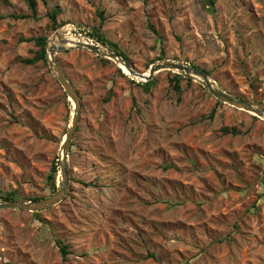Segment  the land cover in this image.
Here are the masks:
<instances>
[{
	"label": "rangeland",
	"instance_id": "1",
	"mask_svg": "<svg viewBox=\"0 0 264 264\" xmlns=\"http://www.w3.org/2000/svg\"><path fill=\"white\" fill-rule=\"evenodd\" d=\"M213 1L211 13L202 0H37L34 17L26 0H0V196L55 194L73 104L47 62L24 60L56 32L111 50L90 37L99 29L139 73L180 62L264 108V0ZM57 59L82 105L68 194L38 213L0 210V264H264L263 118L181 75L178 93L172 71L147 90L90 51Z\"/></svg>",
	"mask_w": 264,
	"mask_h": 264
},
{
	"label": "water",
	"instance_id": "2",
	"mask_svg": "<svg viewBox=\"0 0 264 264\" xmlns=\"http://www.w3.org/2000/svg\"><path fill=\"white\" fill-rule=\"evenodd\" d=\"M59 33L60 31L56 32V35L59 36ZM54 39L55 38L53 37L52 39H49L47 41L45 48L46 60L52 71L55 73L59 83L64 88L69 100H71L73 104L72 122L62 143L59 157L61 177L59 189L53 196L43 200H1L0 210L10 209L23 212L38 213L49 210L61 204L67 197L69 186L71 183V172L68 165V153L71 142L79 127L82 105L76 88L61 67L57 56L71 49L90 51L99 57L112 60L117 64H121L129 72L130 76L132 75L134 78H138V80L143 83L152 81L154 77L162 71L175 72L178 75L183 76L184 78L200 83L219 102L264 119V108L257 107L245 100H241L225 92L224 90L216 86V84L211 81L207 75L196 68L189 67L176 61L162 60L151 65L149 69V75L145 76V74L135 71L130 62L124 56L112 50L106 49L100 45L89 42H78L74 47H68V41L61 39L60 47L58 49H54L51 48V43L54 42Z\"/></svg>",
	"mask_w": 264,
	"mask_h": 264
},
{
	"label": "trees",
	"instance_id": "3",
	"mask_svg": "<svg viewBox=\"0 0 264 264\" xmlns=\"http://www.w3.org/2000/svg\"><path fill=\"white\" fill-rule=\"evenodd\" d=\"M42 2H46V0H41ZM27 4H28V8L29 10L31 11L32 15L34 17H36L37 15V9H38V3H37V0H26ZM214 1L213 0H202V4H203V7L205 10H207L208 12H213V5ZM61 12V8H58L56 10H53L52 12L49 13V16L52 20V28L53 30H57L59 27V24L57 22V17L58 15L60 14ZM90 37L93 39V40H96L97 42L101 43L103 46H106V47H109L111 50L115 51V52H118L120 53L122 56H124L126 59L127 57L125 56L124 53L122 52H119L118 51V46L116 44H113L111 42H109L102 34H100V30L99 29H96L93 34H90ZM48 41V38H40L37 40V44L38 46L40 47V49L36 52L34 58L32 59H26L24 60V63L28 64V65H35L37 63H39L40 61H45L47 62L46 60V43ZM105 62H109V60H106ZM203 73L205 74H208L206 71H202ZM124 75V74H123ZM183 78L178 75V74H174V78H173V82H174V89L175 91H177L178 93H181L182 90H181V86H180V82ZM191 82V81H189ZM139 86L143 87L144 89H149L151 88L152 86H154V82L153 81H150L146 84H142V83H139L138 84ZM212 116H214V112L212 113ZM223 132L226 133V134H239L240 132L238 131V129L236 127L230 129V128H223ZM59 162H54L53 165H52V168H51V174L49 176V183H50V187L52 188V190L56 193L58 191V180H57V177H58V173H59ZM1 199H4V200H20V196L18 194V192L16 191H13V192H9L7 193L6 195L4 196H0ZM30 200H33V199H30ZM34 200H38V199H34ZM58 245H61L60 247V250H61V253L63 254V256L66 258L67 255H68V252H67V247L66 246H62L61 242H57Z\"/></svg>",
	"mask_w": 264,
	"mask_h": 264
},
{
	"label": "bare ground",
	"instance_id": "4",
	"mask_svg": "<svg viewBox=\"0 0 264 264\" xmlns=\"http://www.w3.org/2000/svg\"><path fill=\"white\" fill-rule=\"evenodd\" d=\"M66 36V34H65V32H60L59 33V36H57L56 35V37H55V39H54V42H52V44H51V48H54V49H58L59 47H60V42H61V39H63V40H67L66 38H67V36ZM58 38V40H56ZM68 41V44H67V46L69 47V46H71V47H74L75 46V44L77 43V42H75V41H71V40H67ZM120 66H121V64H119ZM122 67H124V66H121V68ZM125 68V67H124ZM126 70V69H125ZM128 72V71H127ZM129 73V72H128ZM144 74V73H143ZM149 75V72L148 73H146V75L145 76H148ZM132 76V75H131Z\"/></svg>",
	"mask_w": 264,
	"mask_h": 264
}]
</instances>
